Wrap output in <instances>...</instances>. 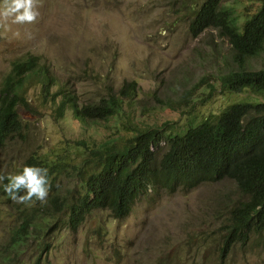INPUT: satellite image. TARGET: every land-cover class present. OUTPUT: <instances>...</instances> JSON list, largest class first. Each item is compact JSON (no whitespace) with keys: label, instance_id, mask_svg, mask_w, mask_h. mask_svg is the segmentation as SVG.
I'll list each match as a JSON object with an SVG mask.
<instances>
[{"label":"rangeland","instance_id":"rangeland-1","mask_svg":"<svg viewBox=\"0 0 264 264\" xmlns=\"http://www.w3.org/2000/svg\"><path fill=\"white\" fill-rule=\"evenodd\" d=\"M202 1L38 0L35 23L11 25L8 31L0 27V87L12 62L29 54L38 55L80 104L118 94L126 83L138 84L123 99L119 114L88 124L71 110L58 117L55 104L41 97L40 84L31 85L29 106L18 107L24 131L0 148V175L36 166L28 163L33 156L62 158L70 168L54 181L48 173L45 204L13 202L0 181V252L32 205L56 213L49 218L48 246H40L42 233L19 250H5L14 264H171L178 257L188 264H264V232L258 231L221 257L230 210L244 199L233 179L205 182L191 190L152 189L127 216L114 218L108 210L96 209L76 230L64 221V203L54 206L51 201L54 184L68 201L79 195L82 180L72 164H79L89 148L130 136L137 128L168 124L173 133H182L190 123L233 102L260 99L248 89H221L220 76L234 66L231 44L215 28L192 36L193 8ZM222 5L241 23L259 9L261 0H223ZM247 66L263 68L264 51ZM180 102L182 108L169 106Z\"/></svg>","mask_w":264,"mask_h":264},{"label":"trees","instance_id":"trees-1","mask_svg":"<svg viewBox=\"0 0 264 264\" xmlns=\"http://www.w3.org/2000/svg\"><path fill=\"white\" fill-rule=\"evenodd\" d=\"M222 2L203 0L194 7L189 30L197 37L207 28H215L227 37L234 66L220 76L221 89L232 92L248 89L260 99L233 102L219 113L190 123L182 133H173L168 124L137 128L130 136L106 140L89 148L79 164H72L82 180L79 195L68 201L56 184L53 186L51 201L54 206L64 203L67 216L64 221L69 228L78 229L96 209L108 210L115 218L125 217L136 201L152 189L191 190L205 182L229 178L237 183L244 199L230 210L221 257L225 258L236 243H245L254 231L264 232V67L249 69L247 66L250 58L264 51V0L241 23L236 13ZM33 83L40 84L43 100L55 104L58 117H64L71 110L84 124L119 114L123 99L138 87L136 81L129 82L118 94L110 92L97 102L80 104L71 90L40 62L38 55L15 59L0 87V148L23 133L24 123L18 107L29 106L28 93ZM213 87L216 89L215 84ZM206 97L193 105L205 101ZM169 106L179 109L182 102ZM162 141L165 144L161 145ZM28 163L47 168L53 174L52 181L70 168L68 161L57 157L46 161L33 156ZM7 182V179L2 182L3 189ZM54 216L53 210L44 211L32 205L12 230L0 252V262L14 264L5 250H19L29 238H38L42 233L40 246H48L49 218ZM171 264L188 262L178 257Z\"/></svg>","mask_w":264,"mask_h":264},{"label":"clouds","instance_id":"clouds-1","mask_svg":"<svg viewBox=\"0 0 264 264\" xmlns=\"http://www.w3.org/2000/svg\"><path fill=\"white\" fill-rule=\"evenodd\" d=\"M38 16V0H0V27L5 31L10 30L11 25L35 23ZM163 144L165 141L161 142ZM5 179L8 182L4 184V191L13 202L25 205L34 201L47 203L50 190L47 168L26 165L18 173L0 175V181Z\"/></svg>","mask_w":264,"mask_h":264}]
</instances>
